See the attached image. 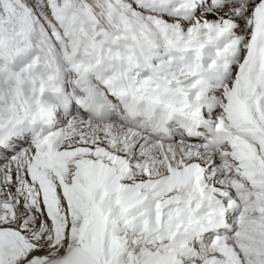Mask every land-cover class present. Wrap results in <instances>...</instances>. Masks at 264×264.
I'll use <instances>...</instances> for the list:
<instances>
[{
  "label": "snow or ice",
  "instance_id": "obj_1",
  "mask_svg": "<svg viewBox=\"0 0 264 264\" xmlns=\"http://www.w3.org/2000/svg\"><path fill=\"white\" fill-rule=\"evenodd\" d=\"M0 264H264V0H0Z\"/></svg>",
  "mask_w": 264,
  "mask_h": 264
}]
</instances>
